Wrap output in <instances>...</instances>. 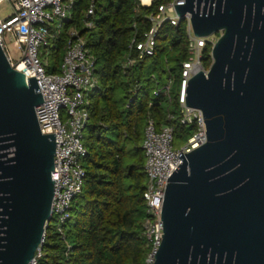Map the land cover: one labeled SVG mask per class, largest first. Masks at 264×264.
Returning <instances> with one entry per match:
<instances>
[{
	"label": "water",
	"instance_id": "obj_1",
	"mask_svg": "<svg viewBox=\"0 0 264 264\" xmlns=\"http://www.w3.org/2000/svg\"><path fill=\"white\" fill-rule=\"evenodd\" d=\"M197 37L220 33L186 90L207 142L168 179L154 264H264V0H185ZM36 78L0 44V264H31L54 199L55 135H43Z\"/></svg>",
	"mask_w": 264,
	"mask_h": 264
},
{
	"label": "trees",
	"instance_id": "obj_2",
	"mask_svg": "<svg viewBox=\"0 0 264 264\" xmlns=\"http://www.w3.org/2000/svg\"><path fill=\"white\" fill-rule=\"evenodd\" d=\"M164 3L155 0L151 8H144L138 0H95L94 15L89 18L94 27L87 29L83 23L92 0H77L72 19L62 24L59 37L47 46L54 60L47 73H59L69 29H77L97 59L100 89L91 95L90 119L84 130L83 191L64 226L65 240L53 224L48 226L38 264H146L150 246L143 230L147 176L142 142L147 117L151 114L160 127L171 125L176 136L188 134L189 139L197 131L196 125L182 124L176 100L169 104L150 96V86L157 82L153 72L159 69L167 78L179 79L181 63L189 58L185 20L178 27L164 26L154 57L139 61L127 73L123 69L131 40L151 28L148 17ZM212 48L208 43L203 51L207 70L213 62ZM162 53L171 56L163 63L159 61ZM151 60L153 64L147 67ZM117 92L122 95L117 97ZM127 156L133 157L131 163Z\"/></svg>",
	"mask_w": 264,
	"mask_h": 264
},
{
	"label": "built area",
	"instance_id": "obj_3",
	"mask_svg": "<svg viewBox=\"0 0 264 264\" xmlns=\"http://www.w3.org/2000/svg\"><path fill=\"white\" fill-rule=\"evenodd\" d=\"M76 1L0 0V4L8 2L13 9V14L8 19L0 20V44L11 66L23 73L27 81L36 78L39 93L44 100V103L36 108L40 129L43 135H55V141L59 143L52 172V180L55 182L52 221L48 226L56 223V230L64 240L66 238L64 226L71 218L73 202L82 193L85 184L86 170L83 160L87 150L84 146V130L90 119L91 95L100 89L96 75L97 59L88 49L85 38L75 28L68 33L59 73H47L40 59V49L48 46L51 39L59 37L62 24L72 19ZM138 1L144 8H151L155 2ZM94 2L95 0H92L83 23L87 29L94 27L92 20H89L94 15ZM184 4L185 0H172L160 5L158 10L148 17L151 28L144 32L141 38L136 35L130 42L123 63L125 73L139 61L156 55L162 29L167 24L179 26L182 20L177 14L176 6ZM184 20L187 22L189 58L181 63L179 79L170 75L166 84L161 86L158 84L154 97H161L169 104L176 100L182 124L196 125L197 131L188 139L186 145L176 149L174 128L171 125L160 127L151 114L147 117L142 142L147 176V188L144 192L147 216L143 222V230L150 246L146 264H154L155 255L163 241L162 209L165 193L168 179L182 163L179 156L181 153L189 154L207 142L203 113L187 107L186 90L195 75L200 72L208 73L209 69H205L203 65V51L208 43L214 45L216 41H208V38L197 37L194 34L190 14H187ZM7 35H11L14 46L23 54V59L17 63L6 51ZM22 64V69H19ZM153 79L157 80L156 77ZM177 80L178 89L173 94ZM44 242L45 239L43 244ZM42 256L41 249L31 264H38Z\"/></svg>",
	"mask_w": 264,
	"mask_h": 264
},
{
	"label": "rangeland",
	"instance_id": "obj_4",
	"mask_svg": "<svg viewBox=\"0 0 264 264\" xmlns=\"http://www.w3.org/2000/svg\"><path fill=\"white\" fill-rule=\"evenodd\" d=\"M167 3L169 2V0H165ZM13 14V9L10 3L8 2H3L0 4V20H6L8 19L11 15ZM87 15V13H85V16ZM72 28L69 29V31H71ZM220 33L215 34L210 36L207 40L208 41H217L218 38L220 37ZM6 51L8 52V54L11 56V58L13 59V61L15 63L21 61L23 59V54L21 53V51L14 46V40L12 39L11 35H7L6 39ZM170 55L168 53H162L159 57V61L160 62H165L167 59H170ZM40 59L42 61V64L45 66V68L48 71V68L54 65V60L51 57L50 51L48 50L47 46H43L40 49ZM161 63V64H162ZM153 64V61H149L147 63V67H150ZM161 66V65H160ZM159 70V69H158ZM155 71L152 74V77H157V82H152L151 86H150V96L152 97L155 94V91L157 90V86L159 84V86L164 85L167 83V75L165 74H161L160 71ZM149 74L148 70H147V74L146 76ZM175 91V90H174ZM122 93L121 92H117V97L121 96ZM63 119L65 120V115L63 113ZM144 136V135H143ZM188 134H183L181 135H175V143L174 146L176 149H181L184 145L187 144L188 141ZM128 148L131 149L132 148V144L128 143ZM127 161L129 163L132 162L133 157L131 156H127L126 157ZM53 226H56V223H52Z\"/></svg>",
	"mask_w": 264,
	"mask_h": 264
},
{
	"label": "bare ground",
	"instance_id": "obj_5",
	"mask_svg": "<svg viewBox=\"0 0 264 264\" xmlns=\"http://www.w3.org/2000/svg\"><path fill=\"white\" fill-rule=\"evenodd\" d=\"M22 67H23V64H22V66L19 69H22Z\"/></svg>",
	"mask_w": 264,
	"mask_h": 264
}]
</instances>
